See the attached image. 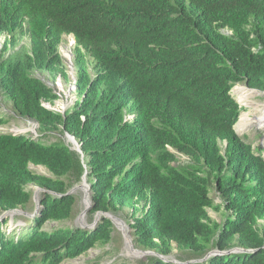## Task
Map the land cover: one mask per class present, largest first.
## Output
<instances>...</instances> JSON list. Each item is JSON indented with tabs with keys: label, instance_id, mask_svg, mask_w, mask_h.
Here are the masks:
<instances>
[{
	"label": "trees",
	"instance_id": "16d2710c",
	"mask_svg": "<svg viewBox=\"0 0 264 264\" xmlns=\"http://www.w3.org/2000/svg\"><path fill=\"white\" fill-rule=\"evenodd\" d=\"M64 34L76 39L77 99L62 114L43 105L60 96L37 72L68 80ZM0 35V90L39 124L37 137L0 132V216L33 214L26 187L46 189L16 235L0 219V264H60L112 240L107 217L45 229L76 216L83 193H67L84 175L88 220L130 217L139 249L169 259L176 249L186 264H264V157L237 134L242 108L231 94L242 82L264 92V0H0ZM178 154L188 162L174 164ZM212 187L222 222L208 212ZM236 247L254 251L190 262ZM138 264L178 263L147 255Z\"/></svg>",
	"mask_w": 264,
	"mask_h": 264
},
{
	"label": "rangeland",
	"instance_id": "374dc122",
	"mask_svg": "<svg viewBox=\"0 0 264 264\" xmlns=\"http://www.w3.org/2000/svg\"><path fill=\"white\" fill-rule=\"evenodd\" d=\"M5 35H0V52L3 48L4 42H5ZM29 38L25 37L21 43L25 45H29ZM74 37L72 35H65L64 40L61 44V53L63 57H65V63L70 64V56H73L72 51L74 48ZM37 76L45 79V82L51 86H54L55 91L59 94V99L56 100L54 104H51L55 106L57 109L62 110V108L65 106V109H69L76 101L77 99V93L75 92L76 88H74L75 83H73V79L69 75L68 80H65L61 78L60 76H57L56 78H52L48 73L42 74L37 73ZM237 85H244L246 84L244 82L236 84L231 94L232 96L238 101V98L234 92V88ZM253 100L256 101H264V93H258L257 96L253 98ZM239 102V101H238ZM240 103V102H239ZM241 105V104H240ZM241 113L242 112H249V116L252 117L253 112H251V108H247L245 106L241 105ZM0 116H3L7 121L6 123H3L0 125V132L1 133H14V130H18V134H26L28 136L37 137L39 135V126L34 120H31L29 118L21 117L20 115L16 114L13 111L12 103L9 100V98L4 95V93L0 90ZM240 117V116H239ZM239 119V118H238ZM239 121V120H238ZM237 123V122H236ZM262 124L259 125V123L254 124L252 127L248 128L246 132L243 133L239 132L236 128V131L239 136H241L247 143L252 144L253 150L257 154H261L264 157V126ZM16 127V128H15ZM62 137V135H58V137ZM57 137V136H56ZM50 142L56 141L55 137H51L49 139ZM188 162V157L183 154H178V161L174 164H184ZM30 169L38 174H44L51 176L52 174L46 168L42 165H33L30 164ZM87 181V180H86ZM83 182V181H82ZM79 183L80 184H82ZM27 190L32 191L35 193L37 190V186L35 185H28L26 187ZM83 193V192H82ZM211 197L214 199V208H208L209 215L215 219L218 222H222L224 218V210L222 207L217 209L216 207L221 204V199L216 192V190L212 187L211 188ZM84 193L83 197L78 200L77 203V210H76V216L62 222H56L51 221L48 222L45 225L46 230H52L53 228L62 227V226H76L79 225L78 222V216L80 212L84 209ZM35 202V201H34ZM32 208L24 211V213L14 214L13 216L7 215L3 218H10L9 224L6 226L7 234L16 235L17 231H20L22 227L26 225L25 218H22V215L27 217L30 215V212ZM128 210L124 209L123 214L126 216ZM89 211L86 215V221L88 223H92L88 220ZM114 215V214H113ZM117 216V215H115ZM120 219H122L125 222V232L128 234L132 242L134 241L135 235L133 234V229L130 227V224L133 222V220L130 217H127L128 219H124L123 217L117 216ZM260 223L264 224V221H260ZM16 229V230H14ZM89 229V228H86ZM122 228H119L118 226L114 225V231L112 240L103 246H97L94 248H91L87 252L81 254L80 256L72 259H64L60 264H138L140 259L145 260L146 255H142L139 257V254L133 253L130 250V246L128 243V240L126 238L125 233ZM133 245L135 246L134 242ZM132 252V253H131ZM178 254V251L174 250V255L172 259H177L176 255ZM180 256H182V253H179Z\"/></svg>",
	"mask_w": 264,
	"mask_h": 264
},
{
	"label": "water",
	"instance_id": "95a60500",
	"mask_svg": "<svg viewBox=\"0 0 264 264\" xmlns=\"http://www.w3.org/2000/svg\"><path fill=\"white\" fill-rule=\"evenodd\" d=\"M246 86L248 87V85L246 84ZM249 88V87H248ZM251 90H255L257 92H261V91H258L257 89H253V88H249ZM264 93V92H263ZM48 109H52V110H55V111H59L61 113H65V108L63 110H59L57 109L55 106L51 105L50 103H45L44 104ZM16 134V133H14ZM64 137L72 143V148L79 151L80 153H82V149H81V144L77 141V139L75 138V136H73L72 134H70L69 132H65L64 134ZM87 180V175H84L83 176V182L82 184L80 185H77L75 186L74 188H72L70 191H68L67 194L69 193H73L75 192L76 190H81L83 193H84V209L81 211V213L79 214L78 216V222H79V225L83 228H93L96 226V224L99 222V220L102 218V217H107V218H110L112 220V222L114 223V225L118 226L119 228H122V230L125 232V222L120 219L119 217L111 214V213H108V212H103V211H100L98 212L96 215H95V218H94V221L92 223H88L86 221V215H87V212L91 209L92 207V199H91V196H90V193H91V185L86 181ZM46 189L44 188H41V187H37V190L35 191L34 193V201H35V212L33 214H31L30 216H34L39 208H40V198H39V193L40 192H45ZM54 193V192H53ZM19 213H24V211L22 209H11V210H8L6 212H4L1 216H0V219H3V217L7 216V215H11L13 216L14 214H19ZM126 233V232H125ZM126 238L128 240V243H129V246H130V250L133 252V253H137L139 254V257H141L142 255H157L159 256L161 259H163L164 261H167V262H173V263H178V264H186L184 262H181V261H178L177 259H169L167 258L166 256H163L161 254H158L154 251H151V250H142V249H139L137 247H135L133 245V242L132 240L130 239V237L128 236V234L126 233ZM264 247V246H263ZM254 250H250V249H243V248H239V247H236V248H233V249H230V250H218V249H214L210 252H208V254L201 258V259H196V260H192L190 262L192 263H197V262H203L205 260H207L209 257H211L212 255H223V254H227V253H232V252H253ZM257 251V250H255Z\"/></svg>",
	"mask_w": 264,
	"mask_h": 264
},
{
	"label": "bare ground",
	"instance_id": "6f19581e",
	"mask_svg": "<svg viewBox=\"0 0 264 264\" xmlns=\"http://www.w3.org/2000/svg\"><path fill=\"white\" fill-rule=\"evenodd\" d=\"M234 92L240 104L247 108H251V112H253L252 117L249 116V112H242L238 119L239 121H237V123L235 124V128H237L240 133H243L244 131L246 132V130L252 127L254 124L259 123L260 125L263 123L262 126H264V101L262 102L253 100V98L261 92L251 90L244 85H237L234 88ZM64 108L65 106L62 108V110ZM14 131L17 133L19 132L18 130Z\"/></svg>",
	"mask_w": 264,
	"mask_h": 264
},
{
	"label": "clouds",
	"instance_id": "9594fccd",
	"mask_svg": "<svg viewBox=\"0 0 264 264\" xmlns=\"http://www.w3.org/2000/svg\"><path fill=\"white\" fill-rule=\"evenodd\" d=\"M224 32L225 33H227V34H231L232 33V31L231 30H224ZM65 35H72L73 37H74V43L76 44V39H75V36H74V34H64L63 35V38H62V41H61V43H60V46H59V52H60V54H61V57L63 58V61H64V63H65V57H63V55H62V53H61V44H62V42H63V40H64V36ZM5 37H6V35H5ZM25 37H28V36H23V38L21 39V41L25 38ZM6 40V39H5ZM30 40V39H29ZM21 41H20V43H21ZM5 43V42H4ZM21 45H25V44H23V43H21ZM74 48H75V45H74ZM74 48H73V51H72V54H73V56H74ZM69 56V58H70V64L68 65V63H65V67H66V70H67V73H68V75H70L71 76V78L73 79V83H75V87L74 88H76V82H77V78H76V70H75V66H74V58L72 57V56H70V54L68 55ZM37 73H41V72H37ZM46 73H48V72H46ZM46 73H42V74H46ZM49 74V73H48ZM50 75V74H49ZM58 76H60V75H58ZM61 77V76H60ZM62 78V77H61ZM43 79V78H42ZM44 81H45V79H44ZM58 100V99H57ZM56 102V101H55ZM54 102V103H55ZM238 102V101H237ZM45 103H47V102H43V105L45 104ZM48 103H50V102H48ZM239 103V102H238ZM50 104H52V103H50ZM239 105H240V103H239ZM45 106V105H44ZM241 106V105H240ZM46 107V106H45ZM65 110H67V109H65ZM57 112H59V111H57ZM66 112V111H65ZM63 114V113H62ZM240 116V115H239ZM37 123V122H36ZM37 125L39 126V124L37 123ZM234 128H235V126H234ZM235 130H236V128H235ZM237 132V131H236ZM14 133H16V134H18L17 132H14ZM13 133V134H14ZM238 134V133H237ZM90 196H91V193H90Z\"/></svg>",
	"mask_w": 264,
	"mask_h": 264
}]
</instances>
